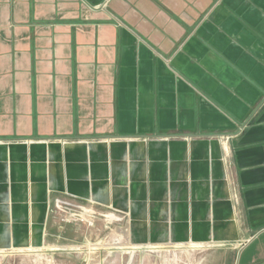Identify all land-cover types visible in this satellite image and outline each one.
I'll return each instance as SVG.
<instances>
[{
    "label": "crops",
    "instance_id": "obj_1",
    "mask_svg": "<svg viewBox=\"0 0 264 264\" xmlns=\"http://www.w3.org/2000/svg\"><path fill=\"white\" fill-rule=\"evenodd\" d=\"M218 135L240 193L219 230L264 264V0H0V252L42 243L50 190L109 200L110 171L139 203L185 205L191 178L228 203Z\"/></svg>",
    "mask_w": 264,
    "mask_h": 264
},
{
    "label": "rangeland",
    "instance_id": "obj_2",
    "mask_svg": "<svg viewBox=\"0 0 264 264\" xmlns=\"http://www.w3.org/2000/svg\"><path fill=\"white\" fill-rule=\"evenodd\" d=\"M228 136L205 139L220 146L228 203L214 201L210 193L213 186L200 187L199 194L193 195L192 178L182 181L181 190L188 198L185 205L168 203L166 195L158 205L150 204L147 198L143 203L136 202V187L130 175L120 178L122 174L115 171L106 173L98 188L102 196H108L106 202L69 195L65 187L64 192L48 191L51 185L44 202L47 214L42 243L1 251L0 264H235L248 235H243L244 231L219 230L231 221L239 222L240 193L232 185ZM71 142L92 143H55ZM114 142L123 146L125 140ZM111 151L105 155L109 163L116 162ZM122 157L126 162V156ZM30 158L37 159L38 155L26 157ZM82 165L81 169L86 168ZM204 194L206 200L202 203L199 197ZM219 207L222 210L217 214ZM200 212L205 218H195ZM201 222L206 224V231H196Z\"/></svg>",
    "mask_w": 264,
    "mask_h": 264
},
{
    "label": "built area",
    "instance_id": "obj_3",
    "mask_svg": "<svg viewBox=\"0 0 264 264\" xmlns=\"http://www.w3.org/2000/svg\"><path fill=\"white\" fill-rule=\"evenodd\" d=\"M58 202V201H57Z\"/></svg>",
    "mask_w": 264,
    "mask_h": 264
}]
</instances>
